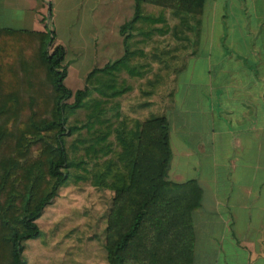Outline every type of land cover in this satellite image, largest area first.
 I'll use <instances>...</instances> for the list:
<instances>
[{
    "label": "trees",
    "instance_id": "trees-1",
    "mask_svg": "<svg viewBox=\"0 0 264 264\" xmlns=\"http://www.w3.org/2000/svg\"><path fill=\"white\" fill-rule=\"evenodd\" d=\"M203 3L135 0L132 20L120 29L124 54L91 70L74 92L63 84L64 50L53 46L45 17L41 32L0 28V264H25L22 242L39 236L35 221L43 208L60 188L83 183L112 193L104 228L107 264H192L191 214L200 189L194 181L166 179L165 118H131L113 101L129 89L118 73L134 77L145 65L144 54L129 49L135 24L161 22L166 13L199 16ZM143 5L160 11L151 17ZM135 58L141 62L134 66ZM75 112H83L84 121L69 123Z\"/></svg>",
    "mask_w": 264,
    "mask_h": 264
},
{
    "label": "crops",
    "instance_id": "crops-1",
    "mask_svg": "<svg viewBox=\"0 0 264 264\" xmlns=\"http://www.w3.org/2000/svg\"><path fill=\"white\" fill-rule=\"evenodd\" d=\"M109 8L121 19L116 33L106 35L124 48L120 29L132 20L135 0H0V28L41 32L48 11V21L70 27L80 13L79 27L93 36L94 13L99 20ZM142 9L151 17L160 11ZM51 32L66 57L67 38ZM81 33L84 54L95 41ZM128 44L144 54L145 65L134 77L118 73L129 89L113 102L131 118L167 121L166 179L194 181L200 189L191 214L192 264H264V0H204L199 16L166 13L161 22L136 23ZM106 64H66L63 84L81 90L85 76Z\"/></svg>",
    "mask_w": 264,
    "mask_h": 264
},
{
    "label": "rangeland",
    "instance_id": "rangeland-1",
    "mask_svg": "<svg viewBox=\"0 0 264 264\" xmlns=\"http://www.w3.org/2000/svg\"><path fill=\"white\" fill-rule=\"evenodd\" d=\"M79 15L80 13L76 16L78 22L75 21L70 27L66 22L58 27L56 22L52 19L48 21L44 15L45 28L54 30L55 33L57 31L67 38L68 55H65V63L68 67L77 68L80 65V68L87 69L101 65L103 61L112 63L121 58L124 54L123 44L116 35L112 37L106 35L110 31L116 33L121 15L118 17L117 13L109 8L105 11L104 17L102 13L103 19L101 17L98 20L97 16L100 13H94L96 32L94 30L93 36L87 26L79 27ZM52 16L60 20L65 19L64 14L57 11H52ZM85 32L90 36V41L94 40L95 43L90 44L89 51L86 52V47L84 54H80L79 48L82 46L77 42L87 39H79L78 36L79 33L84 35ZM65 37H62L64 41ZM85 45L87 44L84 43ZM31 49L34 50V45ZM33 63L34 66L39 64L37 59ZM84 119L83 112H75L69 115L68 122H82ZM111 197V192L92 188L87 183L69 184L59 189L54 199L43 208L35 221L39 236L22 242L23 250L20 254L22 261L25 264H107L104 228Z\"/></svg>",
    "mask_w": 264,
    "mask_h": 264
}]
</instances>
